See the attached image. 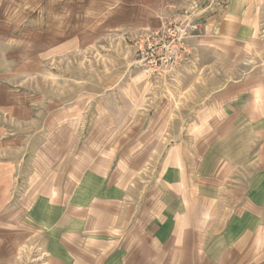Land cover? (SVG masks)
Instances as JSON below:
<instances>
[{"label": "crops", "instance_id": "crops-1", "mask_svg": "<svg viewBox=\"0 0 264 264\" xmlns=\"http://www.w3.org/2000/svg\"><path fill=\"white\" fill-rule=\"evenodd\" d=\"M225 1L188 41L184 70L203 86L181 89L184 101L166 110L180 112L175 120L137 114L156 104L140 101L153 88L135 65L102 98L106 115L80 170L68 162L57 184L43 186L54 193L12 210L11 177L0 174V264H264V0ZM164 3L116 0L123 10L114 14L130 15L120 26L144 32L171 11ZM155 126L203 133L161 152ZM159 159L155 184L133 188L130 176ZM238 174L248 179L227 184L220 198V184Z\"/></svg>", "mask_w": 264, "mask_h": 264}, {"label": "rangeland", "instance_id": "rangeland-1", "mask_svg": "<svg viewBox=\"0 0 264 264\" xmlns=\"http://www.w3.org/2000/svg\"><path fill=\"white\" fill-rule=\"evenodd\" d=\"M115 1L0 0V174L8 172L11 177L12 210L18 209L21 200L29 202L39 194L54 193L45 190L47 184L62 179L61 170L68 162H74L75 168L82 166L80 157L85 155L94 125L106 115L100 110L102 98L123 74L127 83L135 65L140 66L135 43L141 31L120 26L130 15L114 14L123 10L119 4L114 8ZM164 1L163 6L171 10L166 17L192 15L203 26L226 2ZM172 1L179 6L173 8ZM162 18L164 22L165 16ZM139 69L144 73L141 66ZM184 69L183 65L156 81L149 79L153 91L141 96L140 101L147 103L152 98L155 108L137 114L148 123L165 117L175 120L180 112L171 116L166 110L178 107L179 101H184L181 89L196 82L193 69ZM153 130L164 135L161 152L182 136L194 145L195 134L203 133L198 127L186 126H155ZM161 163L160 159L149 160L138 175L130 176L137 186H129L146 189L155 184ZM246 176L222 180L220 198L228 197L227 184H236L241 178L244 181ZM200 177L194 174V178Z\"/></svg>", "mask_w": 264, "mask_h": 264}, {"label": "built area", "instance_id": "built-area-1", "mask_svg": "<svg viewBox=\"0 0 264 264\" xmlns=\"http://www.w3.org/2000/svg\"><path fill=\"white\" fill-rule=\"evenodd\" d=\"M203 24L192 15L165 17L161 26L138 34L135 43L137 63L149 79L170 75L191 56L188 40L198 36Z\"/></svg>", "mask_w": 264, "mask_h": 264}]
</instances>
